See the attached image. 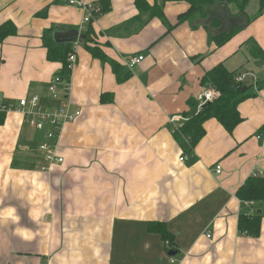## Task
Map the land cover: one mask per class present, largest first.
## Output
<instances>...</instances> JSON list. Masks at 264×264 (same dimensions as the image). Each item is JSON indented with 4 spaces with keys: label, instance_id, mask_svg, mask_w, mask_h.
<instances>
[{
    "label": "crops",
    "instance_id": "1",
    "mask_svg": "<svg viewBox=\"0 0 264 264\" xmlns=\"http://www.w3.org/2000/svg\"><path fill=\"white\" fill-rule=\"evenodd\" d=\"M68 1L0 0V25L15 26L0 42L1 107L33 94L45 106L57 103L48 86L62 63L47 59L42 35L79 31L83 13ZM85 1L107 9L81 26L86 37L59 84H68L60 97L69 112L80 114L54 139L13 107L0 124V264H264V207L259 233L245 234L239 214L252 203L235 195L255 173L264 177V59L249 43L264 52L258 0L244 9L250 23L221 46L208 42L204 25L210 17H220L224 29L235 25L242 16L234 4L219 2L205 18L179 22L186 0H139L141 7L136 0ZM86 46L126 68L128 59H142L118 83ZM219 63L249 85L237 106L241 121L228 132L207 119L190 148L174 131L198 112L196 96L211 89L200 79ZM43 142L56 146L62 163L41 169L48 164ZM163 232L176 252L165 247Z\"/></svg>",
    "mask_w": 264,
    "mask_h": 264
},
{
    "label": "trees",
    "instance_id": "2",
    "mask_svg": "<svg viewBox=\"0 0 264 264\" xmlns=\"http://www.w3.org/2000/svg\"><path fill=\"white\" fill-rule=\"evenodd\" d=\"M189 7L185 13L179 17V22L190 19L192 17L207 16L206 8L215 5L219 2L226 4H234L237 13L242 16L243 24L233 25L227 29L222 28L221 18L210 17L209 24L204 25L207 30L208 42H214L216 46H221L226 43L233 35H235L245 24L252 20L244 12L249 0H186ZM137 7H141L139 0H136ZM148 10V6H144ZM107 7L101 8V12ZM155 11V10H154ZM264 11V0H258L257 16ZM156 12V11H155ZM157 13V12H156ZM158 17L163 19L162 13L159 12ZM221 19V20H220ZM221 29L216 34H211L210 28ZM15 32V26L11 23H4L0 25V42L2 39L11 33ZM86 37V34H85ZM87 39V38H85ZM84 39V40H85ZM81 41V40H80ZM43 46L46 48V57L50 61H59L62 63L60 74L67 77L65 65L67 54L71 50V42L59 43L53 40L51 30H46L42 35ZM250 51L256 59H264V52L253 40L249 41ZM88 52L102 62H107L111 66L112 72L115 75L116 81L122 83L131 76V71L123 67L115 60L109 58L100 48L96 46H86ZM202 85H209L213 92V98L208 101V104L201 106L197 113L189 116L181 126L175 129L174 136L179 142L187 140L190 148L194 147L196 143L203 137L205 131L203 124L207 119H216L226 131L231 132L233 128L241 121V117L237 111L238 104L243 101L248 95L247 90L249 85L236 80L234 72L229 71L223 64L219 63L212 67L200 79ZM245 86V89L242 88ZM6 105V104H5ZM7 106V105H6ZM0 106V124L5 118L6 109H1ZM264 127L261 128V130ZM236 197L241 202L252 204L250 209L239 214V229L245 234L250 233L257 235L260 230V222L262 217L261 210L264 207V177L251 176L238 187L235 193ZM159 222H153L150 226L154 231H159ZM160 232V231H159ZM164 240L165 247L168 251H175L173 241L169 233H161Z\"/></svg>",
    "mask_w": 264,
    "mask_h": 264
},
{
    "label": "built area",
    "instance_id": "3",
    "mask_svg": "<svg viewBox=\"0 0 264 264\" xmlns=\"http://www.w3.org/2000/svg\"><path fill=\"white\" fill-rule=\"evenodd\" d=\"M68 3L70 5L76 6L82 11L83 14L80 24L81 26L92 20L97 14L101 12V7L98 4L85 0H69ZM81 26L79 27L78 34H80L81 32ZM80 40L81 39L77 37L76 39L71 41V50L67 54L65 65L67 75L71 74V71L74 68V64L77 59L76 49L80 44ZM141 59L142 56L132 57L126 61V66L128 68H132L134 65L139 63ZM244 77V74H239L238 76H236V80L242 82ZM62 79L67 80L62 75H55L49 81L48 93L49 96L57 102L55 105L45 106L41 103L40 96L37 94H33L29 97L19 98L15 106L4 105L1 109L7 110L13 107L14 109L23 113L26 118V121L31 127L37 130L44 131V135L47 139L57 138L59 136V131L61 130L63 123L75 120V118L80 114V110L69 112L68 105L64 103L63 99H61L60 94H62V92L64 94H67L69 90L68 84H62L61 86H59ZM212 98L213 92L209 88L199 93L196 96L195 100L197 102V106L201 107L204 103L211 101ZM177 117L178 116L172 117L170 119V123L174 124V121ZM39 148L44 154L45 162L48 163L46 166L41 167L42 170L48 168L49 165L53 162L62 163L63 159L62 157L57 155L56 146L43 142L39 145ZM183 160H185L184 154L179 156V161ZM220 171L221 166L217 164L215 166V172L220 173ZM254 175H259V172L255 173ZM206 236H209V234H206Z\"/></svg>",
    "mask_w": 264,
    "mask_h": 264
},
{
    "label": "water",
    "instance_id": "4",
    "mask_svg": "<svg viewBox=\"0 0 264 264\" xmlns=\"http://www.w3.org/2000/svg\"><path fill=\"white\" fill-rule=\"evenodd\" d=\"M238 24H243L242 18L235 25H238ZM77 37H79L80 39H83L85 35L78 34V30L76 29L57 30L52 33L53 40L59 43L71 42ZM244 89H245V86L242 88V90ZM206 104H208V102L204 103L202 107L205 106ZM170 253L174 254V252H170Z\"/></svg>",
    "mask_w": 264,
    "mask_h": 264
},
{
    "label": "rangeland",
    "instance_id": "5",
    "mask_svg": "<svg viewBox=\"0 0 264 264\" xmlns=\"http://www.w3.org/2000/svg\"><path fill=\"white\" fill-rule=\"evenodd\" d=\"M250 1V0H249ZM226 4V3H225ZM230 4V3H229ZM226 5H228V4H226ZM255 7H256V0H251L250 1V4H249V6H248V9L250 10V9H255Z\"/></svg>",
    "mask_w": 264,
    "mask_h": 264
}]
</instances>
